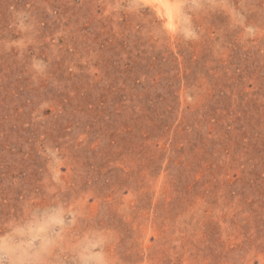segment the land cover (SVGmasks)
<instances>
[{
    "label": "rangeland",
    "instance_id": "rangeland-1",
    "mask_svg": "<svg viewBox=\"0 0 264 264\" xmlns=\"http://www.w3.org/2000/svg\"><path fill=\"white\" fill-rule=\"evenodd\" d=\"M0 264H264V0H0Z\"/></svg>",
    "mask_w": 264,
    "mask_h": 264
}]
</instances>
